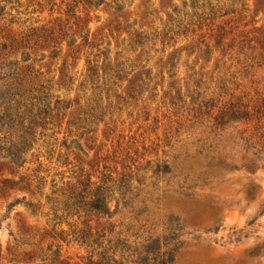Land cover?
Masks as SVG:
<instances>
[{
  "label": "rangeland",
  "instance_id": "374dc122",
  "mask_svg": "<svg viewBox=\"0 0 264 264\" xmlns=\"http://www.w3.org/2000/svg\"><path fill=\"white\" fill-rule=\"evenodd\" d=\"M87 61L99 82L115 65L123 81L83 130L67 121L92 97ZM27 66L52 109L32 123L14 95ZM206 101L215 107L200 111ZM236 101H264L260 0H0V264H99L107 240L150 235L173 264H264V159L246 168L236 134L253 123L212 126ZM122 176L114 212L69 198Z\"/></svg>",
  "mask_w": 264,
  "mask_h": 264
},
{
  "label": "trees",
  "instance_id": "16d2710c",
  "mask_svg": "<svg viewBox=\"0 0 264 264\" xmlns=\"http://www.w3.org/2000/svg\"><path fill=\"white\" fill-rule=\"evenodd\" d=\"M264 3V0H260ZM200 17L203 18L206 13L202 11ZM198 15V16H199ZM205 19V17L203 18ZM40 30L46 32L49 29L40 28ZM217 44H220V39L216 41ZM27 72L22 76L16 72L17 81L14 80L15 90L20 87L22 94L17 92L14 95L19 96L23 99V112L29 118L30 122L37 118L44 119V115H48L50 109L47 99L48 91L47 87L44 84H37V88H32L30 85L36 84V81L42 75L38 70H34L33 67H26ZM87 72L91 75L90 79L92 80L91 86V98L84 100V106L78 113L76 119L67 121V125L75 126L76 129L86 130L88 126L91 125L94 119L98 115H102L105 111H109L112 108V102L110 100L111 96H115V88L119 87L117 80L123 81L120 78V72L122 69L118 65L107 66L102 70V75L100 77V82L97 80V70L95 64H91L90 61H87ZM12 75V74H11ZM20 75V76H19ZM13 84V82H12ZM83 86V81L80 83ZM115 87V88H114ZM113 89V90H112ZM102 91H105L107 97V103L103 105V99L101 98ZM111 91V96L108 95ZM119 97V96H118ZM56 103L59 101L56 100ZM208 101L201 102L198 106V109L205 110L208 109L211 111L213 105L208 106ZM208 112V111H207ZM232 121H243V124L253 123L252 127L244 128L241 131H236V134H239L238 139L242 142V145L245 151H252L253 160L251 164H245L246 168H250L253 162H258L264 159V101L259 104L249 105L248 103H241L240 101L230 102L228 104H222L221 107L217 109L216 114L212 117L214 128L221 127L228 120ZM101 121V120H99ZM236 169L235 167H233ZM163 170L166 172L167 167L164 166ZM159 169H156V172ZM118 181V184L115 182ZM113 182V183H111ZM107 183H111L109 186ZM117 185V192L119 193L117 198L113 197L112 188ZM70 193L69 198L73 200V205L78 208H82L87 212H94L97 214V217H101L111 210L112 202H114V209L117 210L119 204L121 203L125 207V191L122 190L125 188V179L124 176L120 177L119 180H111L105 178L101 183L95 185V183L88 182L85 184L82 190H77L76 187H69ZM122 189V190H121ZM143 203V202H142ZM90 231V229H88ZM81 232L78 231V240L87 246L91 244H96V238L91 239L92 234L90 232ZM95 234H99V231H95ZM119 232L117 235H120ZM104 236V233L101 234ZM118 237V236H117ZM115 244L110 245L112 240H107V244L103 247V250L100 252L101 258L99 264H173L174 258L167 251V243L164 242L162 246H154L158 244L159 240H165V237L157 236L152 237L147 236L140 241H132L131 244H125L123 241H120L119 238L115 239ZM126 242V239H124Z\"/></svg>",
  "mask_w": 264,
  "mask_h": 264
}]
</instances>
